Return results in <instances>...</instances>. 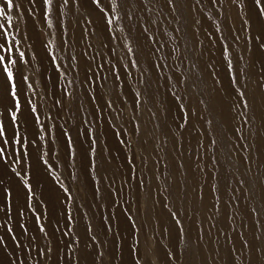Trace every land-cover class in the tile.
<instances>
[{
	"label": "rangeland",
	"instance_id": "374dc122",
	"mask_svg": "<svg viewBox=\"0 0 264 264\" xmlns=\"http://www.w3.org/2000/svg\"><path fill=\"white\" fill-rule=\"evenodd\" d=\"M116 2L111 31L91 0L6 10L20 109L0 71V209L10 213L0 210V264H264V20L253 0H175V11L151 0L132 20ZM178 76L186 83L170 90ZM173 91L189 110L184 128Z\"/></svg>",
	"mask_w": 264,
	"mask_h": 264
},
{
	"label": "snow or ice",
	"instance_id": "6c2138e0",
	"mask_svg": "<svg viewBox=\"0 0 264 264\" xmlns=\"http://www.w3.org/2000/svg\"><path fill=\"white\" fill-rule=\"evenodd\" d=\"M33 2H34V0H33ZM73 2H78V0H73ZM125 2L129 5V9H128L127 13H126L127 14V18L129 20L133 19V15H132V9L133 8H136V7H139V6H143L144 10L150 11L148 5L150 4L151 0H139V4H137V0H125ZM68 3H69V0H64V4L65 5H67ZM91 3L100 13L103 14V18L105 19L106 24H107V26H108L110 31H111V26L113 25L114 20L122 18L118 14L117 15H112V14L118 13V8L120 6V5L117 4L116 0H107L108 5H111L110 8L106 7V5L104 3V0H91ZM195 3L197 5L200 4V0H195ZM212 3L215 4L216 0H212ZM232 3L233 4H237V5H241L243 3V0H232ZM3 4L6 6V8H5V6H0V20H4L6 18L7 19V23H0V71L3 72V74L6 77L7 82L10 85V95H11L12 99L16 102L15 103V109L19 110L20 109V102H19V100L17 98L16 84L14 82V74H13V71L11 70L12 65H15L17 63V60L11 58L12 53H13V49L16 47V44L14 42V38L9 39V36H10L9 30L13 27V25L11 23V17L10 16H6V10H7V12H11L14 9L15 5L13 3V0H3ZM52 4H53V0H43V5L46 8H48L49 11L51 10V5ZM167 4L169 5V7L173 11H175V0H167ZM253 4L255 6L257 16L261 20H264V0H253ZM45 18L47 19V17H45ZM244 23H245V25H248L249 27H251L247 20H245ZM49 26H51V22H49ZM143 31L147 32L148 29L144 28ZM113 39H115V37H113ZM255 39H256V41L259 42L260 39H261L260 35H257L255 37ZM260 47H261L262 50H264V44H260ZM156 51H159V49H157ZM173 51L174 52L178 51V49H174ZM129 52H131V48H129ZM222 55H223V58L228 61V71H229V73H231L232 72V62L229 59V52H228L226 47L223 50ZM19 56H20V59H23L24 53L20 52ZM132 66L135 67V62L134 61H133ZM155 67L157 69H163L164 65L157 64V65H155ZM26 79L27 78L25 77V80ZM117 79H119L118 75H117ZM168 79L171 80L172 78L169 77ZM186 79H187L186 77H182V76L176 77V80L170 86V90H171L172 87H175L176 85H181V86L184 85L186 83ZM231 83L233 84V86H235L237 84V80H236L235 77H232ZM261 86L264 87V83H262ZM171 94H172V97L177 102V107L179 108L180 113L183 114L181 116L182 123L179 125V127L184 128L189 123V110H186L185 105L183 103H180L181 97L179 95H177L176 92L173 91ZM239 95H240L241 99L243 100L244 99V93L240 92ZM141 102H142L141 101V96H140L139 93H137L136 97H135V103L139 104ZM56 103L59 105L61 103V101L57 100ZM108 106L111 107V103L110 102H109ZM248 106H249L248 102L246 100H244L243 107L245 109H247ZM32 112L33 113L36 112V108L35 107L32 108ZM195 114L196 113L194 111L191 112V115H195ZM11 120H12L13 123H15L16 120H17V115H16L15 111L11 113ZM207 123L210 124L211 121H208ZM138 127L139 126L137 125L136 126V130L137 131H138ZM237 131H239V129H237ZM0 142H2V144L5 145V146H7L8 143H9L8 139L5 138V129H4L2 124H0ZM12 143L16 144V145H19L21 149L25 148V138L24 137H20V136L16 135V136L13 137ZM121 143H123V141H121ZM215 143H216L215 140L211 141L212 145H214ZM69 146H71L70 142H69ZM5 151H6L5 147H0V160H4V162L7 163V160L5 159ZM23 154H24V156H27V152L26 151H24ZM213 162H215V161H213ZM15 163H20V160L17 159L15 161ZM11 168H12V171L16 172V174L18 176L20 175V173L17 172V170H16L14 165L11 166ZM21 179H22L23 187H24V189H26V192H25L26 204H27V207L31 209L33 207L32 204H31V201H32V198H33L32 188H31V185L29 184L27 179H24L23 177ZM241 183H243V182L241 181ZM5 191H6L7 196L10 197L11 193L8 192L7 190H5ZM8 207H9V205H6L5 209H0V210L6 211V209ZM170 212H171L172 219L175 221L176 225L178 226L179 235L181 237H183V234H184L183 233V226L181 224V220L177 216V212L171 211V209H170ZM253 212H255V209H253ZM8 214H10V213L6 211V215H8ZM19 214L21 216L24 215L23 211H21ZM41 219H42L41 216H36L37 225H40ZM20 227L24 230L25 233H27V229L24 227L23 224H21ZM7 231H8V233L11 234L13 232V229L9 227L7 229ZM39 231H40V233H44L46 235V230H45V228L43 226L39 227ZM89 231H91V229H89ZM65 235H67V233H65ZM11 238H12V240L14 242H16V247L20 248L21 245L17 241L16 236L12 235ZM93 239H95V237H93ZM32 240L34 242L35 241V237H33ZM4 244H5V242H4L3 237H0V246H4ZM244 247L245 248H249L250 246L248 245L247 242H245L244 243ZM132 251L135 254L136 249L134 248V249H132ZM233 251H235V250L233 249ZM256 251L258 253L264 254V249L257 248ZM39 254L41 256H43L45 254L44 250L41 249ZM50 254H51V249L49 248L48 249V255H50ZM98 255L102 257L103 253H99ZM172 258L173 257L171 255V253H169V259L171 260ZM77 264H79V261H77ZM134 264H147L146 255L136 256V258L134 260Z\"/></svg>",
	"mask_w": 264,
	"mask_h": 264
}]
</instances>
